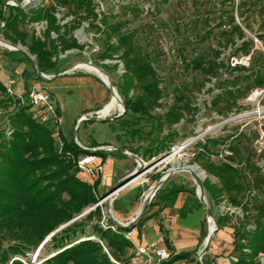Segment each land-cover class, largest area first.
I'll use <instances>...</instances> for the list:
<instances>
[{"label": "trees", "instance_id": "trees-1", "mask_svg": "<svg viewBox=\"0 0 264 264\" xmlns=\"http://www.w3.org/2000/svg\"><path fill=\"white\" fill-rule=\"evenodd\" d=\"M7 1L0 0V24L5 22L0 34L14 46L26 48L35 57L40 72L45 75H58L69 66L67 63L72 56L62 61L58 58L60 53L85 49L74 38V31L83 22H90V30L106 36L98 59L119 60L124 66L125 72L120 76L118 86L113 84L124 100L126 112L123 117H148L157 123L160 132L167 131L159 149L145 152V159L157 157L179 141L176 139L177 133L173 132L175 126L183 123L187 127L195 123L200 109L194 107L180 90L175 91L178 95L164 114L157 112L163 107L165 91L161 88L155 62L136 42L135 34L124 32L126 22H122L124 18H138L145 13L138 5L122 6L121 14H98L96 0H46V5L27 10L6 6ZM14 1L20 4L23 0ZM146 1H150L149 5H155L160 0ZM254 1L253 7L264 17V0ZM59 7L67 11L66 17H74L72 24H59L55 16ZM146 12L150 14L149 10ZM42 21H46L48 26L39 37L30 25ZM96 22L101 26L96 25ZM199 22L208 23L204 19ZM229 24L230 31L222 32L227 38L226 44L220 47L232 46L235 47L234 55L249 56L253 42L246 40V34L233 18ZM52 33L56 34V39L52 38ZM207 36L198 34L201 43H205ZM258 37L264 45V21ZM237 40L242 41V44L238 45ZM221 55V50L209 48L202 50L190 62H185L186 67L204 81L217 80L218 93L212 97L207 110L211 115L215 114L225 120L244 110L241 102L252 93L264 90V54L253 60L249 67H232L221 60ZM10 56L19 62L29 61L20 51ZM119 63L114 66L103 65L102 68L110 75L119 69ZM34 71L38 74L36 69ZM206 82L198 84L199 92L206 87ZM0 97L2 105H14L16 108L9 116L13 127L12 137L7 140L4 132L0 131V264H31L30 255L35 254L48 237L98 204L100 199L96 191H101L100 177L93 184L79 177L83 172L78 169L77 161L90 153L82 150L75 141L67 142L64 137H61L63 148L59 152L54 131L35 118L27 97H24L27 103L20 99L14 101L7 95V87L2 81ZM245 137L236 134L225 138H207L205 143L197 145L191 163L206 173V179L200 180L201 193L203 199L207 196L213 205L208 207L218 224V231L233 220L220 213V206L225 200L243 210V218L229 225L233 230L234 251L238 254L233 264H261L259 259L264 254V173L255 161V140L245 142ZM231 140L230 149L234 156L223 161L214 160L213 156L220 153L218 149ZM90 148L99 146L93 145ZM95 154L101 156L105 153ZM163 176L164 173L157 174L149 179L158 183ZM196 192V187H183L173 184L169 179L157 195L163 202L174 203L177 197L179 199L186 194V212H180L181 217H186L188 211L204 208L196 198ZM105 195H101V198ZM154 206L152 202L138 226L150 218ZM215 209L217 212H214ZM206 221L202 225L203 234ZM103 223L114 225L98 206L54 234L43 245H49L47 251L51 255L40 264H131L134 245L125 237L131 230L116 226V231H113L103 228ZM182 257H175L165 264H173Z\"/></svg>", "mask_w": 264, "mask_h": 264}, {"label": "rangeland", "instance_id": "rangeland-1", "mask_svg": "<svg viewBox=\"0 0 264 264\" xmlns=\"http://www.w3.org/2000/svg\"><path fill=\"white\" fill-rule=\"evenodd\" d=\"M15 2L17 3V1ZM254 2V0H160L155 5H149L150 1L146 0H126L124 2L118 0H96V8L100 14H108L110 12L121 14V7L129 4L138 5L140 9L145 11L138 18H124L122 22H126L124 32L135 34L136 42L155 62L156 70L162 83L161 88L165 91L164 99L162 100L163 107L158 109L157 112L164 114L169 106L173 104L175 97L178 95L175 93L176 90L183 91L188 99L191 100L193 106L200 109V113L196 117L194 124L184 127L185 125L182 123L174 127L173 132L177 133L176 139L179 141L170 150L164 151L157 157L145 159L144 153L159 149L163 138L167 135V131L160 132L157 128V123L151 118H134L130 116L117 118L121 112L118 108H115L106 118L114 119V121L104 123L84 119L79 120L81 116L87 113L95 114V110L101 109L112 98L108 87L94 73L78 69L74 75L68 74L59 76L53 81H46L40 78L38 74H35L30 60L20 62L19 70L16 73H11L17 86L22 87L25 83V80L22 78V72L27 70L29 73H33L32 77L27 79L30 90L45 89L54 94L55 103L56 105L59 104L62 110L61 117L63 124L61 126V137H64L67 142H79L82 146L89 149L93 145H98L99 147L111 145L116 149L112 154L125 150L127 153L129 152L128 154L137 158V160L134 159V169L123 178H127L125 184L127 187L119 195V198L113 201L109 200L100 206L106 219L113 221V219L117 220V217H126L137 209L138 204L141 208L145 197L157 184L152 180L157 174L164 173L165 176L173 168L183 169L191 166L196 168V174L201 181L207 177L206 173L199 166L191 163L197 151V145L205 143L207 138H225L229 135L243 134L246 136L245 142H247L248 140L254 141L259 132L264 130V93L261 94V90L255 91L246 100L241 102L244 110L238 114H232L228 119L224 120L215 114L211 115L207 110L212 97L218 93L216 89L217 80L213 79L211 82H206L197 73L190 71L186 67V62H190L202 50H209V48L221 50V60L232 67L236 64H241L245 60L241 54L234 55L235 47H220L221 44H226L227 38L222 35V32L230 31L229 21L231 18L242 28L247 36L246 40L252 41L254 44L251 54L247 56L250 58V65L253 60L258 59L261 54H264V45L258 37L264 17L260 15L257 8L253 7ZM147 10H149L150 14L146 12ZM66 14L67 11H65V18L62 19H68L70 24H72L74 17H66ZM203 19L207 20L208 23L201 24L199 21ZM88 24L90 22H83L74 31V38H76V32L82 27L85 28L84 35L88 38L89 43H82L77 38L76 40L81 46H88V52L80 51L76 53L67 64L70 66L92 62L103 67V65L114 66L120 62L123 65L119 60L102 61L98 59V52L93 54L94 45H99L102 48L106 36L97 35L95 31L87 28ZM95 24L99 23L96 22ZM199 33L203 35L208 34L205 43L200 42ZM93 35L97 36L94 37ZM114 43H116V40ZM237 44L241 45L242 41L237 40ZM23 49L27 51L26 48ZM121 75L122 73L119 69L116 72L110 73L109 76L114 85L118 86ZM203 82H206V87L199 92L197 86ZM115 89L117 90L116 87ZM21 93H24L23 87ZM7 95L14 101L17 99L8 93ZM120 98L124 103L123 98L121 96ZM23 102L27 103L26 99H23ZM15 109L14 105L7 107L0 103V131L4 132L7 140L13 134V127L9 116ZM55 142L57 149H59L56 135ZM231 142L232 140L227 142V145H230ZM92 149L96 150L98 148ZM174 149H182L178 158L165 162L170 158ZM218 150L221 149L219 148ZM130 161H132V158L130 159L129 157H120L114 160V163L111 165L112 170L107 169L106 178H111L115 167V171L123 173ZM255 161H257L256 157ZM150 176L152 179H149ZM79 177L86 183H94L93 179L86 173H80ZM170 179L173 184L182 185L190 189L196 187L191 174L185 171L175 172ZM118 183L111 184L108 182L102 191H96V195L100 199L99 202L107 199L111 190ZM103 194L106 195L101 198ZM157 194L158 192L152 200L154 204L160 202V197ZM186 197V194L179 197L178 228L176 227L173 233L176 239L178 234V250L188 252L189 248L196 245L195 239L198 237L196 229L199 227L203 210L196 208L192 212L188 211L186 217H181L180 214L185 211L184 206L188 201ZM196 198L199 199L197 192ZM182 199L185 200L183 201ZM204 201L208 206L212 205L207 196H205ZM223 209V205H221V211L227 212L228 216L233 218L223 229H226L230 233L232 231L233 236V230L229 225H232V223L238 221L237 219L243 217V210L240 207H231L230 211H226L227 208ZM214 212H217V210L215 209ZM206 220L204 236L207 235L208 237L210 221L208 218ZM151 228L149 222L144 221L140 226L133 229L134 239L140 236L141 230L145 231L143 234L148 233L150 236L158 233V229ZM206 238L202 241V247ZM224 238L225 234L220 231L216 234L214 241L211 242V248L218 240L221 242L220 251H227L231 245ZM44 243L35 254L30 255L31 264H40L51 255L47 251L49 245L44 247ZM234 250L230 255L231 257L229 256L231 261H234V258L238 256ZM134 252L135 250L131 254H134ZM131 264H135L134 258Z\"/></svg>", "mask_w": 264, "mask_h": 264}, {"label": "built area", "instance_id": "built-area-1", "mask_svg": "<svg viewBox=\"0 0 264 264\" xmlns=\"http://www.w3.org/2000/svg\"><path fill=\"white\" fill-rule=\"evenodd\" d=\"M46 4H47L46 0H23L22 3H20V4H17L14 0H8L6 3V6L20 7L24 10H27L31 7L44 6ZM28 5H30V6L28 8H25ZM5 9H6V7H5ZM65 11L66 10L64 8L59 7V8H57V11L55 14V16H56V18H57V20L61 26H64V25L69 23L68 19H62V18H65ZM96 12L98 14H100L99 11H96ZM61 15H63V17H61ZM47 26H48V24L46 21H42V22L34 23V24L30 25V27L35 30L36 35L39 37H41L42 34L47 30ZM4 27H5V22H1L0 29H3ZM87 28H89V24L87 25ZM84 30H85L84 27L79 29L76 32V38L80 39L79 41H81L82 43H89L88 38L84 35ZM97 35H93V36L96 37ZM51 36L53 39L57 38L55 33H52ZM0 38L4 39L2 36H0ZM0 45L4 46L9 51H16L14 48L3 45L1 42H0ZM19 47H21V46H19ZM88 50H89V47L86 46L83 51L88 52ZM79 52H80L79 50H71V51H68L65 53H60L58 58H59V60L63 61V60L68 59L70 56H73ZM97 52L98 53L100 52V47H99V45H94L93 54H95ZM244 59L245 60L243 62H241V64L239 63V66L249 67L250 66V58L244 57ZM119 71L122 74L125 72L123 65H121L120 63H119ZM69 73H71V72H69ZM57 76H59V74L58 75H45V74H43V79L44 80L45 79L52 80V79L56 78ZM14 84H15L14 81H10L9 85L7 87V93L11 96L15 95L14 90H13ZM263 93H264V90H261V94H263ZM19 99L23 101L24 98H19ZM27 101H28L29 105L32 107V109H34L35 118H37L40 123L48 125L54 131V133L57 137V140L59 142V149L58 150H59V152H61L62 148H63V143L61 141V134H62L61 133V126L63 124V120H62L60 111L58 110L56 104L53 101L52 94L45 89L30 90L27 94ZM100 116H102V115L100 114ZM103 118H106V117H103ZM76 144L82 150L89 149V148L82 146L79 142H76ZM253 149H254L255 157L257 159L256 164L264 173V130H261V132H259L257 138L255 139V141L253 143ZM96 150H98L97 152H103V153H113L116 151V149L111 145L101 146ZM233 156H234V153L230 149V145L226 144L221 148L220 153H218V155L213 156V159L216 161H223L226 158L233 157ZM77 167L81 172L89 175L93 179V181H95L98 178V176H100L104 171V165H103V163L100 162L99 156L95 153H92L89 155H84V156L80 157L79 160L77 161ZM205 179H206V177L203 180H205ZM126 187L127 186L124 185L123 187H121L120 189H118L117 191L112 193L109 197L112 196L113 200L118 199L119 195L125 190ZM109 197L105 200L100 201L96 207L102 206L105 202L108 201ZM221 205H223V208H224L223 210H225L227 208L226 211H230V208L233 207L231 204H229V202L227 200H225ZM220 213L222 215H228L227 212L224 213L221 211V206H220ZM102 225H103V228H105V229L110 228L113 231H116V226H117L116 224H114L113 226H107V224L103 223ZM125 237L129 241H131L132 230L127 232L125 234ZM142 237H143V235H142ZM162 242H163V240H160V242L154 243L152 245H145V246L136 247L135 253H134V255H135L134 256V262H136L138 260H142L143 264H165V263H168L169 261H171L174 257V254L172 252L168 251L166 248L160 247L159 244H161ZM150 249H152L151 252L149 251ZM202 250H203V248L199 251L197 258H196L198 264H203V261H204V255L205 254H202ZM259 260H260L261 264H264V254L260 256ZM186 264H192V263H186Z\"/></svg>", "mask_w": 264, "mask_h": 264}, {"label": "crops", "instance_id": "crops-1", "mask_svg": "<svg viewBox=\"0 0 264 264\" xmlns=\"http://www.w3.org/2000/svg\"><path fill=\"white\" fill-rule=\"evenodd\" d=\"M0 36L3 37L2 34H0ZM14 52H18V51H9L4 46L0 45V81H2L4 83V85H6V87H8L10 81H14L15 82V84L13 85V90L15 93L14 97L19 99V98L27 97V94L30 91V89L28 87V82H27V79L29 77L27 75H30L32 73H29L27 70L22 72V78L25 80L24 81L25 83H24V86H22L24 88V93H21L22 87L17 86L15 79L12 78V76H11L12 72L16 73L19 70V63H20L19 61L14 60V56H13V58H12V56H10V54L14 53ZM34 69H35V67H34ZM75 73H77V72L74 71V72L63 74L60 76H64V75H68V74L74 75ZM58 77L59 76H57L56 78H58ZM56 78L52 79L51 81L55 80ZM52 97H53V101L55 103L54 94H52ZM110 100H111V98L101 109L95 110V113L99 112L101 114V111L105 108V106L107 104H109ZM56 106H57L58 110L60 111V113H62V110H61L59 104ZM32 112H34V109H32ZM110 113L107 115H103V114H101V115H103V117L107 118L110 115ZM89 114H93V113H87L86 115H89ZM83 116H85V115H83ZM83 116H81V118ZM120 157H127V158L129 157L131 159L130 156L125 155L123 153H120V154L105 153L104 155L99 156L100 162L103 163V165H104V171L100 175L101 191L104 189V186L108 182H110L111 184H114L115 182H120L121 180H123L125 175L129 174L134 169L133 165H134L135 161L132 158V161L128 162V166L124 170L123 173L121 171H115L116 170V167H115L113 169V174H111V178H106L107 169L112 170L111 169L112 163H114V160H117ZM185 199H182V200L184 201ZM178 200L179 199L177 197V199L175 200L174 203L171 201L163 202L162 200H160V202L156 203L154 208L150 211V218L147 219L146 221L149 222L150 226L152 227L151 229H158V233H156L154 236H150V234H148V233L143 234V232H145V231L141 230L140 236L137 239H134L135 236H134V233L132 230L131 242L133 243L134 250H135L136 247L145 246V245H152L154 243L160 242V240H163V242L161 244H159L160 247L166 248L168 251L172 252L174 254L173 258L178 257V256H183L180 260L176 261L173 264H186V263L198 264L196 258H197L199 251L203 248L202 247V241L204 240L203 239L204 234L202 233V225L204 223V220L207 219V213H206L205 208H203L202 209L203 214L200 217L199 227L196 229V232H198V237H197V239H195L196 245H194L192 248H189L188 252H186L185 250L180 251V250H178V234H177V239H176V237L173 233V230L176 227L178 228ZM139 209H140V207L138 204L137 209H135L131 214H129L126 217H117V221L122 223V224L129 223L136 216ZM220 231H222L225 234L224 239L229 241L231 246L229 247V249H227V251L222 252V251H220L221 242H219L217 240L213 244V247L211 248V246H210V248L205 253L203 264H233L234 263L233 260L232 261L230 260L231 259L230 255L234 249V239L232 236V231H231V233L228 232L226 229H222ZM220 231H218L217 234ZM142 235H143V237H142ZM215 236H214V238H215ZM214 238L212 241H214ZM149 251L151 252L152 249H150ZM140 262H142V260L136 261L135 264H139ZM141 264H143V263H141Z\"/></svg>", "mask_w": 264, "mask_h": 264}, {"label": "water", "instance_id": "water-1", "mask_svg": "<svg viewBox=\"0 0 264 264\" xmlns=\"http://www.w3.org/2000/svg\"><path fill=\"white\" fill-rule=\"evenodd\" d=\"M30 5L26 6L25 8H28ZM0 42L7 46V45H10L11 47H13L16 51H20L22 53H24L28 58L29 60L31 61L32 65L35 67V69L37 70V73L40 77L43 78V73L40 72V70L38 69V65L36 63V59L34 57H32L27 51H25L22 47H18V46H14L13 44H11L10 42L0 38ZM87 64L97 68L98 70H100L109 80V85H107L104 80L98 76V78L108 87V89L110 90L111 92V95L114 94V90H115V87L112 83V80L110 78V76L108 75V73L100 66L96 65V64H93L92 62H88ZM77 64H73V65H70L68 67H66L63 71H61L59 73V76L60 75H63V74H66V73H69V72H73V71H76L78 70L76 68ZM96 75V74H95ZM46 81H51L49 79H45ZM122 107H123V111L117 116V118H120L122 116L125 115V106H124V103L122 102V100L120 99L119 100ZM90 120V121H94V122H111V121H114V119H106V118H103L102 116H100L99 112H96L95 114H89V115H85L83 116L80 120ZM188 146V145H187ZM187 146H184V147H187ZM86 151H88L90 154L92 153H96L98 150H95V149H87ZM121 152L120 153H123L125 155H128L130 156L131 158L133 159H136L134 156L130 155L127 153V151L125 150H120ZM175 151L172 150V154L173 152ZM179 151H182V149H179ZM164 163V162H163ZM191 168H195V167H191V166H187L183 169L181 168H173L171 169L168 174H166L164 177L161 178V180L150 190L149 194H147V196L145 197L144 199V202L143 204L141 205V208L140 210L138 211V213L136 214V216L127 224H122L120 222H118L117 220H114L113 219V222L114 224H116L117 226H120V227H123V228H127L129 230H133L134 228H136L139 224V222L141 221V219L144 217L146 211L148 210L153 198L155 197L156 193L163 187V185L171 178V176L175 173V172H178V171H185V172H188L191 174L192 178H193V181L195 182V185H196V188H197V194H198V197H199V200L202 204V206L205 208L206 210V213H207V218L209 219L210 222H213L214 223V230L211 231V229L209 230V235L208 237L206 238L205 240V243H204V246H203V250H202V254H205L214 238V236L217 234L218 232V224L217 222L214 220L213 218V215L208 207V205L206 204V202L204 201L203 197H202V193H201V182H200V179L198 177V175L196 174V172L192 171ZM196 169V168H195ZM126 181H127V178L121 180L116 186L115 188H113V190H111V192L109 193L108 197L114 193L115 191H117L118 189H120L121 187H123L125 184H126ZM97 206V205H96ZM93 207L92 209L86 211L84 214L78 216L77 218H75L72 222L62 226L61 228H59L57 231H55L50 237H48V239L45 241L48 242L49 239L54 235L56 234L57 232L61 231L62 229H64L65 227L69 226L70 224H72L73 222H75L76 220H78L79 218L85 216L86 214H88L91 210H93L94 208ZM44 243V244H45Z\"/></svg>", "mask_w": 264, "mask_h": 264}, {"label": "bare ground", "instance_id": "bare-ground-1", "mask_svg": "<svg viewBox=\"0 0 264 264\" xmlns=\"http://www.w3.org/2000/svg\"><path fill=\"white\" fill-rule=\"evenodd\" d=\"M7 46L8 47H11L10 45H7ZM11 48H13V47H11ZM76 68L77 69H82V70H85V71H88V72H91V73H94V74L100 76L107 85H109V83H110L109 80H108V78L100 70H98L97 68H95V67H93V66H91V65H89L87 63H79V64H77ZM120 99L121 98H120L117 90L115 89L114 90V94L112 95L111 101L109 102V104L106 105V107L104 108V110L101 111V114L107 115V114H109L115 108H118L119 111L122 112L123 111V107H122V105H121V103L119 101ZM180 152L181 151H179V149H175V151L170 156V158H168L165 162H169V161L175 160L176 158H178ZM191 170L194 171V172L197 171L195 168H191ZM109 200H113V197L112 196L109 197L108 201ZM214 228H215L214 223L213 222H210V229H211V231H213Z\"/></svg>", "mask_w": 264, "mask_h": 264}]
</instances>
